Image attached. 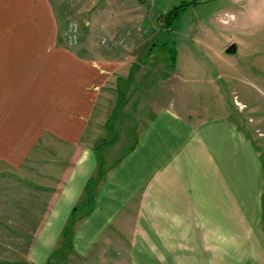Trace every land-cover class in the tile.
<instances>
[{
    "label": "crops",
    "instance_id": "crops-1",
    "mask_svg": "<svg viewBox=\"0 0 264 264\" xmlns=\"http://www.w3.org/2000/svg\"><path fill=\"white\" fill-rule=\"evenodd\" d=\"M61 6L0 0V152L9 153L11 202L32 217L19 262H162L167 223L185 228L189 217L205 215V244L170 238L172 249L185 250L163 262L182 263L196 247L205 259L192 261L264 264L256 125L243 130L224 109L179 108L172 94L148 92L147 77L152 89L171 78L138 63L142 49L127 50L128 59L71 51L61 38ZM179 65L173 78L187 79ZM207 75L220 108L225 94ZM148 246L158 259L146 255Z\"/></svg>",
    "mask_w": 264,
    "mask_h": 264
},
{
    "label": "rangeland",
    "instance_id": "rangeland-1",
    "mask_svg": "<svg viewBox=\"0 0 264 264\" xmlns=\"http://www.w3.org/2000/svg\"><path fill=\"white\" fill-rule=\"evenodd\" d=\"M59 1L63 17L61 38L71 51L87 54L91 48L112 50L114 59H128L127 50L142 49L138 63L146 70L162 71L164 77L171 78L167 83L157 79L152 89L147 77L144 81L148 92L172 94L179 108L184 105L194 110L209 106L215 112L224 109L243 130L255 124L256 132L250 130L259 140L256 143L263 158L264 179V0ZM177 6L184 11L167 27L163 18ZM70 24L78 29L76 37L70 38L66 34ZM175 64H180V71L188 80L173 78ZM205 74L225 94V102L220 108L211 94L214 91L205 86ZM252 138L255 141L254 136ZM0 161V264H25L19 261H25L31 233L23 229L28 228L26 221L32 217H26L25 209L16 203L17 209L23 212L19 215L14 208L15 203L11 202L13 189L9 186V153L0 152ZM25 164L17 169L16 177L20 178L22 173L25 175ZM187 220L192 225L185 228L182 221L175 225L167 223L170 231L161 236L169 238L166 240L168 246L161 248L165 258L161 259L162 262L150 264H168L167 258H180L178 255L185 249H172L170 238L172 244L176 238L195 242L200 239L205 244V215H193ZM18 228L22 231L16 232ZM138 249L136 247L135 250ZM146 251L148 257H160V252L154 253L149 246ZM190 253L189 258L179 264H205V260H191V257L205 259V251L194 247Z\"/></svg>",
    "mask_w": 264,
    "mask_h": 264
},
{
    "label": "trees",
    "instance_id": "trees-1",
    "mask_svg": "<svg viewBox=\"0 0 264 264\" xmlns=\"http://www.w3.org/2000/svg\"><path fill=\"white\" fill-rule=\"evenodd\" d=\"M195 2H197L198 0H194ZM184 11V9H181V6H177V7H174V9H172L171 11H169L167 13V16L164 19L165 21V24L167 25V27H170V25L173 23V20H175L182 12ZM72 25V24H70ZM71 26H69L70 28ZM68 28V30H69ZM67 30V32H68ZM66 32V34H67ZM68 36V34H67ZM177 59V57H176Z\"/></svg>",
    "mask_w": 264,
    "mask_h": 264
},
{
    "label": "built area",
    "instance_id": "built-area-1",
    "mask_svg": "<svg viewBox=\"0 0 264 264\" xmlns=\"http://www.w3.org/2000/svg\"><path fill=\"white\" fill-rule=\"evenodd\" d=\"M77 27H76V25H71V27L69 28V30H68V32H67V34H68V36L71 38V37H76V33H77Z\"/></svg>",
    "mask_w": 264,
    "mask_h": 264
}]
</instances>
